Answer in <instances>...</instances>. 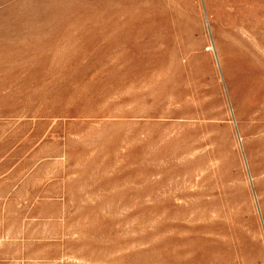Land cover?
Here are the masks:
<instances>
[{
	"label": "rangeland",
	"instance_id": "374dc122",
	"mask_svg": "<svg viewBox=\"0 0 264 264\" xmlns=\"http://www.w3.org/2000/svg\"><path fill=\"white\" fill-rule=\"evenodd\" d=\"M0 264H264V0H0Z\"/></svg>",
	"mask_w": 264,
	"mask_h": 264
}]
</instances>
